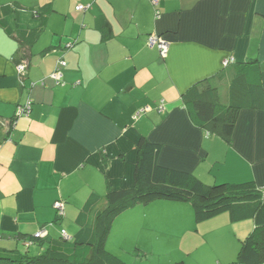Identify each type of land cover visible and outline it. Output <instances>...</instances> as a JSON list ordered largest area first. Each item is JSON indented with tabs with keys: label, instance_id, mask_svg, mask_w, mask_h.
Returning <instances> with one entry per match:
<instances>
[{
	"label": "crops",
	"instance_id": "obj_1",
	"mask_svg": "<svg viewBox=\"0 0 264 264\" xmlns=\"http://www.w3.org/2000/svg\"><path fill=\"white\" fill-rule=\"evenodd\" d=\"M80 5L87 9L78 11ZM0 28L7 33L0 44L4 248L31 249L28 240L39 233L49 240L65 230L73 239L92 195L133 187L142 137L162 145L165 167L195 173L207 184L253 181L264 188V111H243L227 143L195 127L181 107L189 88L217 75L223 77L219 98L227 102V59L258 61L264 87V0H0ZM150 35L169 45L166 55L149 46ZM27 104L28 115L19 116ZM56 202L65 203L63 219ZM156 214H121L107 250L128 264L157 257L160 230L167 227ZM186 217L201 233L200 251L212 250L196 264H236L254 229L251 220L233 223L226 214L200 224L193 212ZM133 219L142 224L137 234ZM189 246L184 258L192 254Z\"/></svg>",
	"mask_w": 264,
	"mask_h": 264
},
{
	"label": "trees",
	"instance_id": "obj_2",
	"mask_svg": "<svg viewBox=\"0 0 264 264\" xmlns=\"http://www.w3.org/2000/svg\"><path fill=\"white\" fill-rule=\"evenodd\" d=\"M230 67L226 103L218 95L217 79H223L218 75L197 82L181 97V107L193 125L227 143H231L243 111H264L260 63L249 60ZM162 150L161 144L142 137L137 146L133 187L118 191L108 187L105 196L92 195L79 212V230L71 240L65 238V230L56 239L46 240L40 233L30 238L28 247L36 245L42 254L0 246V264H128L107 250L113 224L124 212L157 201L189 204L197 224L223 214H228L233 223L251 220L254 229L241 242L236 264H264V188L253 181L207 184L195 173L161 165ZM64 216L65 212L58 213V219ZM23 237L11 238L22 241ZM2 238L0 235V243Z\"/></svg>",
	"mask_w": 264,
	"mask_h": 264
},
{
	"label": "rangeland",
	"instance_id": "obj_3",
	"mask_svg": "<svg viewBox=\"0 0 264 264\" xmlns=\"http://www.w3.org/2000/svg\"><path fill=\"white\" fill-rule=\"evenodd\" d=\"M24 13H27L24 12ZM13 19H15V16H13ZM7 33L0 28V44L7 39ZM224 87L221 88L222 94H224ZM189 204H183V203H177V202H167V201H157L154 203L149 204V206H136L131 211L134 210L135 212L141 213H147L151 211L160 212L162 217L158 214V218H160L161 228L163 227H173L170 229L164 228L160 230V245H164L165 248L163 249V245L161 248H156L157 257H150L145 261V264H159L160 262L162 264H167L169 260H172V264H196V262L201 261V257L205 255L204 253L212 252L210 248H206V252L200 251L203 250V242L201 233L196 231L197 227L195 223L192 222L190 224L188 222V219L186 217V213L188 211V214L190 215L192 219V207ZM129 211V210H128ZM228 215V214H227ZM174 219L178 224L175 223V221L171 220ZM138 221L136 224H132V234H137V232L141 231L142 224L139 220L133 219V223ZM126 234V233H125ZM128 238V241H130L129 244L134 245V241L130 239V236L128 234L125 235ZM122 240V238H121ZM132 241V242H131ZM116 244H119L120 237L117 235L116 237ZM190 244V249L192 251L191 256L188 255L186 258H184V251L183 248ZM201 245V246H200ZM0 246H5L4 243H1ZM38 248V249H37ZM11 249H18L20 252H26L28 251L32 255H38L40 254V247L38 246H32L31 249L25 247L22 244H19V247L16 245L13 246ZM135 252V251H133ZM185 259V261H184ZM132 260V259H131ZM134 261V260H133Z\"/></svg>",
	"mask_w": 264,
	"mask_h": 264
},
{
	"label": "built area",
	"instance_id": "obj_4",
	"mask_svg": "<svg viewBox=\"0 0 264 264\" xmlns=\"http://www.w3.org/2000/svg\"><path fill=\"white\" fill-rule=\"evenodd\" d=\"M153 3H154V5H157L156 0H154ZM86 9H87V7H85L83 5H80L79 7H77L78 11H85ZM149 46L150 47H156L157 46L159 48L160 52L163 54V56L166 55V53L169 51V45L165 41L161 40L160 37H158L157 35H151L149 37ZM61 63H62V66L65 67L66 64L64 62H61ZM234 63H235V60L233 58L227 59L223 62V66L228 67ZM24 70H25V67H23V66H20L18 68L19 73H23ZM54 77L60 81L62 78V73L59 71L58 73H56L54 75ZM30 108L31 107L29 104H27L24 107H20L18 110V115L19 116L28 115ZM54 206H55V209L57 210L58 213L62 214L64 212V204L62 202H56Z\"/></svg>",
	"mask_w": 264,
	"mask_h": 264
}]
</instances>
